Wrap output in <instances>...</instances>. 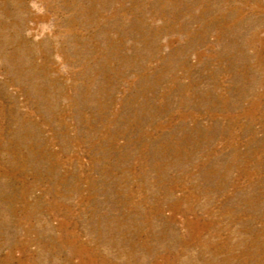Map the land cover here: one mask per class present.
I'll return each mask as SVG.
<instances>
[{
	"label": "rangeland",
	"instance_id": "obj_1",
	"mask_svg": "<svg viewBox=\"0 0 264 264\" xmlns=\"http://www.w3.org/2000/svg\"><path fill=\"white\" fill-rule=\"evenodd\" d=\"M0 264H264V0H0Z\"/></svg>",
	"mask_w": 264,
	"mask_h": 264
}]
</instances>
